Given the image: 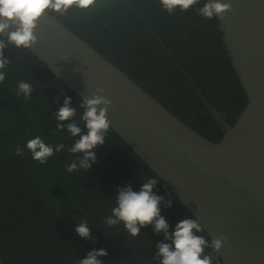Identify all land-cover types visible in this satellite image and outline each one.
Returning a JSON list of instances; mask_svg holds the SVG:
<instances>
[{"label": "trees", "instance_id": "16d2710c", "mask_svg": "<svg viewBox=\"0 0 264 264\" xmlns=\"http://www.w3.org/2000/svg\"><path fill=\"white\" fill-rule=\"evenodd\" d=\"M206 2L200 0L187 11L176 8L169 13L160 0H95L88 9L73 6L66 15H56L186 124L216 142L225 129L192 82L230 124L247 99L222 44L216 17L199 15ZM0 39L6 42V36ZM4 55L10 60L6 79L0 84V249L4 264H77L89 251L101 248L108 252L98 257L103 264H159L154 257L156 244L166 242L163 232L156 234L147 226L132 237L122 224L104 225L116 205V189L131 184L138 191L142 182L154 177L158 183L153 192L163 197L161 215L169 231L180 220L195 218L111 128L105 144L94 149L96 162L87 171L70 174L65 170L77 158L67 149L43 165L33 160L25 145L35 136L53 147L73 144L75 138L67 131H56L54 114L64 98L71 97V106L77 109L75 121L83 129L82 99L27 49L9 44ZM20 81L34 88L27 100L23 94L17 97ZM17 147L25 149L23 155L16 154ZM168 201L171 207L166 206ZM82 220L88 222L91 239L75 232ZM195 234L208 241L203 255L210 256L212 264H222L205 231Z\"/></svg>", "mask_w": 264, "mask_h": 264}, {"label": "water", "instance_id": "95a60500", "mask_svg": "<svg viewBox=\"0 0 264 264\" xmlns=\"http://www.w3.org/2000/svg\"><path fill=\"white\" fill-rule=\"evenodd\" d=\"M220 2L231 4L216 19L247 101L233 124L206 101L226 128L216 142L186 124L56 14L39 20L37 41L27 50L79 98L101 94L111 101L110 128L211 242L222 239L216 250L222 264H264V0Z\"/></svg>", "mask_w": 264, "mask_h": 264}, {"label": "clouds", "instance_id": "9594fccd", "mask_svg": "<svg viewBox=\"0 0 264 264\" xmlns=\"http://www.w3.org/2000/svg\"><path fill=\"white\" fill-rule=\"evenodd\" d=\"M94 3L95 0H0V37L6 36V42L5 39H0V84L5 81V69L10 64V60L4 55V49L9 44L16 48L29 49L37 41L35 29L45 14L64 16L73 6L88 9ZM160 3L166 11L172 13L176 8L187 11L199 4L200 0H160ZM230 10V3L208 0L199 9V15L207 19L223 18ZM33 92L31 83L25 81L18 83L17 97L23 94L27 100ZM102 92L103 89H97V93ZM71 103V97H65L63 105L54 114L56 131H67L75 138L70 147L64 143L53 147L46 144L40 136L29 139L25 145L32 159L42 165L55 153L65 149L71 154H76L77 158L65 166V170L70 174L81 169L87 171L96 162L94 149L105 144V138L110 130L107 110L111 101L101 94L82 99L79 106L83 109L80 115V120L84 124L83 129L75 121L77 109L72 107ZM24 150L17 147L16 154L23 155ZM157 183V179L149 177L146 182L141 183L138 191H134L131 184L117 188L116 205L112 208L111 215L104 218V225L111 228L122 224L124 230L132 237L139 236L141 229L147 226H152L156 234L163 232L166 242L156 244L157 252L154 257L159 264H212V258L203 255L208 241L203 236L195 234L203 231L197 220L184 218L175 225L173 231H169L170 225L161 215L160 205L163 197L153 192ZM166 206L171 207V201L166 202ZM75 232L82 239H91L87 220L78 223ZM221 246L222 239L212 241L214 250ZM107 255L106 249H93L85 258L78 260L77 264H103L98 257Z\"/></svg>", "mask_w": 264, "mask_h": 264}, {"label": "flooded vegetation", "instance_id": "af4514ba", "mask_svg": "<svg viewBox=\"0 0 264 264\" xmlns=\"http://www.w3.org/2000/svg\"><path fill=\"white\" fill-rule=\"evenodd\" d=\"M162 44H163V42L162 41H160ZM178 63V62H177ZM178 65L181 67V65H180V63H178ZM189 78V77H188ZM190 79V78H189ZM192 85L194 86V89H195V91H196V93L200 96V98L202 99V101H203V103L207 106V104H206V101L209 103V104H211L212 106H214L209 100H208V98L201 92V90L196 86V84L195 83H193L192 82ZM215 107V106H214ZM207 108L209 109V107L207 106ZM216 108V107H215ZM218 109V108H217ZM219 110V109H218ZM209 111H211L210 109H209ZM220 111V110H219ZM221 112V111H220ZM221 114H222V112H221ZM240 114V113H239ZM238 114V115H239ZM223 116H224V118H225V120L227 121V119H226V117H225V115L224 114H222ZM214 116V115H213ZM238 117V116H237ZM215 118V117H214ZM216 119V118H215ZM227 123H229L228 121H227ZM218 124H219V126H220V128L221 129H225V131H226V128L225 127H223L219 122H218ZM230 124V123H229ZM224 131V132H225ZM224 134V133H223Z\"/></svg>", "mask_w": 264, "mask_h": 264}]
</instances>
